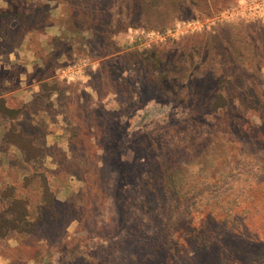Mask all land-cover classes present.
Returning a JSON list of instances; mask_svg holds the SVG:
<instances>
[{
    "label": "rangeland",
    "instance_id": "1",
    "mask_svg": "<svg viewBox=\"0 0 264 264\" xmlns=\"http://www.w3.org/2000/svg\"><path fill=\"white\" fill-rule=\"evenodd\" d=\"M0 91V264H264V0H0Z\"/></svg>",
    "mask_w": 264,
    "mask_h": 264
},
{
    "label": "trees",
    "instance_id": "2",
    "mask_svg": "<svg viewBox=\"0 0 264 264\" xmlns=\"http://www.w3.org/2000/svg\"><path fill=\"white\" fill-rule=\"evenodd\" d=\"M0 101H2V104L0 106V110L3 113L9 114V115H12L13 113H15L12 109L7 108L3 105V99H0ZM8 134L11 135V132H9ZM26 141H28V143H29L28 139H26ZM21 148H23V150L26 152V155L29 153V155H30V156L28 155L29 157H32L34 155L31 152L32 150L39 151L35 147L30 145V143H29V147L26 146V144H24L23 146H21ZM182 189H183V187H182ZM48 190H49L48 187L43 188V193L45 191H48ZM171 190L176 193L180 190V188L177 187L176 183L173 182L171 184ZM53 200L54 199L52 197L48 200V202L50 204L49 207L53 204ZM42 206H44V205H42ZM7 211L9 214H12L11 215L12 218L8 219L5 215L0 214V225H1L0 227L20 229V224H21V225H25V227L20 229V230H24L26 232H32L36 229V227L39 223L40 224L44 223V219L40 215H37L34 219L30 220L28 218L29 212H28V207L26 205V202L24 200H22L21 198H18V197H14L11 199V201L9 202V205L7 207Z\"/></svg>",
    "mask_w": 264,
    "mask_h": 264
},
{
    "label": "crops",
    "instance_id": "3",
    "mask_svg": "<svg viewBox=\"0 0 264 264\" xmlns=\"http://www.w3.org/2000/svg\"><path fill=\"white\" fill-rule=\"evenodd\" d=\"M5 93H6V92H1V91H0V98H1V97L5 98V95H6ZM3 98H2V99H3Z\"/></svg>",
    "mask_w": 264,
    "mask_h": 264
}]
</instances>
